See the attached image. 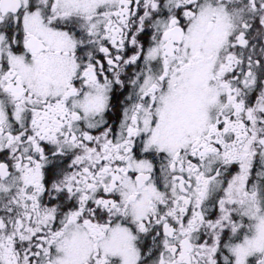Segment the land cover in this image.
Returning a JSON list of instances; mask_svg holds the SVG:
<instances>
[{
	"label": "snow or ice",
	"instance_id": "6c2138e0",
	"mask_svg": "<svg viewBox=\"0 0 264 264\" xmlns=\"http://www.w3.org/2000/svg\"><path fill=\"white\" fill-rule=\"evenodd\" d=\"M0 264H264V0H0Z\"/></svg>",
	"mask_w": 264,
	"mask_h": 264
}]
</instances>
